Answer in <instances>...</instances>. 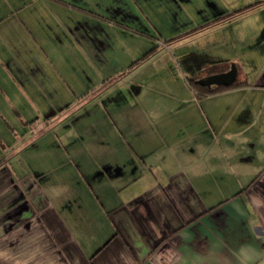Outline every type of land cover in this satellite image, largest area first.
Segmentation results:
<instances>
[{"label": "crops", "instance_id": "1", "mask_svg": "<svg viewBox=\"0 0 264 264\" xmlns=\"http://www.w3.org/2000/svg\"><path fill=\"white\" fill-rule=\"evenodd\" d=\"M225 1L0 0V264H264V0Z\"/></svg>", "mask_w": 264, "mask_h": 264}, {"label": "water", "instance_id": "2", "mask_svg": "<svg viewBox=\"0 0 264 264\" xmlns=\"http://www.w3.org/2000/svg\"><path fill=\"white\" fill-rule=\"evenodd\" d=\"M237 76V68L235 65L232 66L231 70L219 73L215 75H211L205 78H202L199 83L203 86L211 87L213 85L217 86H231L235 83Z\"/></svg>", "mask_w": 264, "mask_h": 264}, {"label": "trees", "instance_id": "3", "mask_svg": "<svg viewBox=\"0 0 264 264\" xmlns=\"http://www.w3.org/2000/svg\"><path fill=\"white\" fill-rule=\"evenodd\" d=\"M147 55H148V54H147ZM147 55H145V56H147ZM193 82H195V80H193ZM235 86H239V85H232V86H229V87H235ZM196 87H197V88H201L202 93H203L204 95L212 94V93H216V92H219V91H221V90L224 89L223 86L216 87V88H206V87H201V86H199V85H196Z\"/></svg>", "mask_w": 264, "mask_h": 264}, {"label": "rangeland", "instance_id": "4", "mask_svg": "<svg viewBox=\"0 0 264 264\" xmlns=\"http://www.w3.org/2000/svg\"><path fill=\"white\" fill-rule=\"evenodd\" d=\"M223 1H225V0H223ZM240 1V3H242L241 1L242 0H239ZM246 1V0H245ZM248 2H249V0H248ZM251 2H252V0H251ZM226 5H231L232 3H235V0H226L225 2H224ZM257 4H259V3H257ZM237 5H239L238 3H237ZM242 6V5H241ZM251 7V6H250ZM249 7V8H250ZM261 10L262 9H260V13L259 14H263L264 13V11L262 10V12H261ZM259 11V10H258ZM253 16H251L250 18H252ZM235 183H232V185H230L228 188L229 189H231L232 188V190H235L236 189V187H235Z\"/></svg>", "mask_w": 264, "mask_h": 264}, {"label": "flooded vegetation", "instance_id": "5", "mask_svg": "<svg viewBox=\"0 0 264 264\" xmlns=\"http://www.w3.org/2000/svg\"><path fill=\"white\" fill-rule=\"evenodd\" d=\"M236 68H237V67H236ZM230 70H231V69H230ZM201 79H202V78H201ZM201 79L195 80V82H198V83H199V81H200ZM199 84H200V83H199ZM233 85H236V84L234 83ZM201 86H203V85H201ZM213 86L220 87V86H217V85H213ZM213 86H211V87L203 86V87L212 88ZM221 86H223V85H221ZM231 86H232V85H231Z\"/></svg>", "mask_w": 264, "mask_h": 264}]
</instances>
